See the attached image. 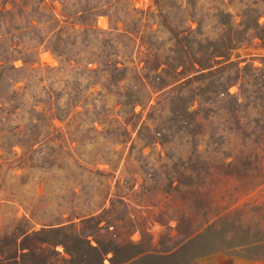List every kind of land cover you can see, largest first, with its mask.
Masks as SVG:
<instances>
[{"label": "rangeland", "instance_id": "1", "mask_svg": "<svg viewBox=\"0 0 264 264\" xmlns=\"http://www.w3.org/2000/svg\"><path fill=\"white\" fill-rule=\"evenodd\" d=\"M254 1L231 0L232 10L240 13L245 3L264 10L262 1ZM132 2L148 13L145 33L151 32V25L159 27L155 0ZM56 4L61 7L58 0ZM209 5L198 0L203 13ZM97 26L111 32L110 17L100 14ZM119 32L112 35L120 50L110 45L105 49L116 51L113 59L133 65L131 60L144 57L145 46L137 51L134 42ZM202 32L198 37L219 36L212 17ZM169 36L165 30L155 33L165 43L161 52H170ZM91 38L85 50L82 37H77L72 64L42 47L34 64L43 67L42 72H27L28 96L19 112L27 132L37 123L39 143L36 151L25 155L20 145L0 147V264H112L114 254L120 257L141 248L157 252L135 264H196L210 253L238 250L264 258V241L235 246L264 238V183L240 178L247 172L264 175V145L243 143V133L252 117H260L264 104L261 40L236 51L232 60L240 62L238 67H222L212 79L228 82L224 101L196 96L187 103L183 96L191 92L181 83L178 89L154 92L150 99L149 93L138 90L137 75L144 72V61L122 76L90 60L93 50L107 61L106 52L95 48L98 39ZM15 65L22 74L30 67L22 58ZM44 85L52 89L61 111H70L63 119L52 120L42 112L47 105L40 103L39 118L34 120V98L49 99ZM195 86L197 91L206 87L199 81ZM130 93L143 102L119 103ZM237 98L246 105L235 116L229 107ZM68 101L75 106L67 107ZM236 158L239 163H232ZM103 203L107 211L99 208ZM71 222L74 225L67 229H42ZM192 232L199 235L184 241ZM105 243L112 249L107 253Z\"/></svg>", "mask_w": 264, "mask_h": 264}, {"label": "trees", "instance_id": "2", "mask_svg": "<svg viewBox=\"0 0 264 264\" xmlns=\"http://www.w3.org/2000/svg\"><path fill=\"white\" fill-rule=\"evenodd\" d=\"M56 1L0 0V147L7 150L20 145L25 151L23 155L38 149L36 145L39 143L40 129L35 123L30 128L31 131L27 132L19 109L23 99L28 96L27 72H42L43 67H34L39 61L42 47L51 49L62 61L72 64V55L78 43L77 37H82L80 41L82 48L88 50L89 44L93 42L91 38L93 36L98 39L95 48L99 52H106L107 61L100 59L101 53L93 50L90 51L95 57H91L90 60L105 64L108 66L107 69L119 72L122 76L129 67H140V62L144 61V65L141 66L144 72L139 73L137 69L140 83L138 90L149 93L150 99L154 92H169L178 89L181 83L180 85H185L188 93L191 92L183 96L187 99V103L193 101L196 96L202 101L213 102L216 99L224 101L227 97L228 82L224 84L219 80L216 83L212 79L220 73L222 67H238L240 62L232 60L233 54L243 47H249L255 39H260L264 47V21H260L264 10L249 3H245L247 6L240 13H234L231 0H207L210 2L207 7L209 10L203 13V7L198 8V0H155L159 9V27L154 29L151 25V32L145 33L144 19L148 13L136 9L132 0H58L61 3L60 8ZM258 1L264 3V0H255L254 4ZM100 14H107L110 17L111 32L106 33L97 26V17ZM238 16L241 19L238 20ZM208 17L213 18L214 27L219 32L218 37H198V34H203L202 27ZM194 22L198 23L196 27L193 26ZM117 30H120L122 36L134 42L137 51L141 52V47L145 46L144 57L138 62L131 60L133 65L125 59H113L111 54L116 51L105 49L110 45L120 50L119 41L112 35ZM164 30L170 35L168 39L171 44L167 48L170 52H161L165 43L155 37L156 32ZM138 37L141 39L139 44ZM18 58H22L30 66L27 67L26 73L22 74V69L16 67L15 60ZM18 73L22 75H17ZM168 76H171V79H167ZM22 81L24 83L20 84ZM198 81L206 85L205 88H200L201 91H197L199 86H195ZM211 81L212 83H209ZM43 90L49 93V99L34 98V120L39 118L40 112L36 109V105L40 103L47 105L42 112L48 113L52 120L63 119L64 114L70 111L68 109L61 111L48 85H44ZM127 97L126 100H119V103L134 105L143 102L142 97L131 93ZM244 105L246 104L237 98L229 110L237 116L239 108ZM72 106L74 107L75 104L68 101L67 107L72 108ZM261 106L262 108L258 110L260 117H252L249 129L243 133V143L246 145H264V104ZM119 111L123 112L121 109ZM232 163L237 164L239 160L236 158ZM240 178L253 184L258 180L264 183V175L247 172L240 175ZM99 208L107 211L104 203ZM90 217L94 218L93 215ZM72 225L74 222L59 226H43L42 229H67ZM32 226L30 224L26 228L27 232ZM197 235L199 233H189L184 241H189ZM263 241L264 238L245 240L235 246L244 247ZM104 246L105 253L112 250L109 244L105 243ZM156 252L154 248H141L132 254H124L120 257L114 254L110 259L112 264H135L141 259L150 258ZM13 258L17 259V256Z\"/></svg>", "mask_w": 264, "mask_h": 264}, {"label": "crops", "instance_id": "3", "mask_svg": "<svg viewBox=\"0 0 264 264\" xmlns=\"http://www.w3.org/2000/svg\"><path fill=\"white\" fill-rule=\"evenodd\" d=\"M264 262V258L259 255H250L243 250L234 252H213L201 259L196 264H253Z\"/></svg>", "mask_w": 264, "mask_h": 264}, {"label": "bare ground", "instance_id": "4", "mask_svg": "<svg viewBox=\"0 0 264 264\" xmlns=\"http://www.w3.org/2000/svg\"><path fill=\"white\" fill-rule=\"evenodd\" d=\"M46 59H51V58H50V55H46Z\"/></svg>", "mask_w": 264, "mask_h": 264}]
</instances>
